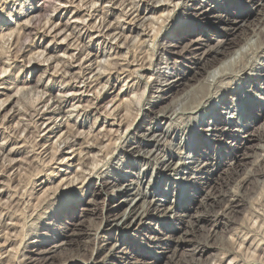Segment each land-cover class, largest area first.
<instances>
[{"label": "rangeland", "instance_id": "1", "mask_svg": "<svg viewBox=\"0 0 264 264\" xmlns=\"http://www.w3.org/2000/svg\"><path fill=\"white\" fill-rule=\"evenodd\" d=\"M32 1L33 0H0V34H1L0 35L1 36L0 37V47H1L0 48V50H1L0 51L1 52V54H0V102H2V100L4 102H5V100L8 101L7 104H5L3 107L0 108V151L4 152V156H2V154H0V169L2 168L0 170V172H1V174H0V215H1L0 216L1 217L0 218V236L2 237V238L0 237V264H23V263L27 262L28 260H30V259H28L30 256H32L33 254H36V252L38 251V248L40 247L39 246L40 243H42V244L46 243L47 240L55 241L54 239L57 236L61 235L62 231L60 232V228H61L60 226H62V225L67 226L71 229H74V231H75L76 227L72 226V224H70V223H72V218L77 219L78 215H83L82 212H84L83 210L87 207L86 202L88 201V197L85 198V196H86V194H88L89 189L95 191V193H97V191L99 192V195L97 196L98 197L97 198L98 203L96 206L97 211L95 213L96 215L93 217L91 214H86L87 217H84V218L81 217L82 218V219H80L81 222H82V220L85 222L82 223L84 226L80 227V228H82V231L85 233L89 232V231H87L89 229V227L95 228V229H97V228L100 229V227H102V229H103V230L101 229V233L99 235L100 237H102L101 240L98 239L99 241L98 240L96 241L93 237H90V240L93 239V241L91 240L90 243H88V253L87 254H90L89 259L92 258L91 262H93L94 264H117V259H113V258H110L109 260H107L108 262L103 261V258H105L103 255H104V253L106 255V253H108V250L111 249V248H109V246L112 247L111 246L112 244L113 245L116 244V239H120V238L125 239L126 245H123L119 248V250L122 249L121 251H123V254H117V255H118V257L124 258V260H123L124 263H127V264H149L151 262L152 257L155 256L154 253L156 251H158V249L154 248V246L152 245L153 239L157 236L158 237L160 236L159 238H162V239H166V237H171V236L173 237V235L175 237H178L180 234L179 232H181V225L179 224V222L177 221V218H175V217H176V215H178V214L180 215L183 212H184V215L185 214H191V215L195 214V216H197V214L199 213L201 215L203 214L204 216H208V217L210 216V220H212L216 223L209 222L207 224H201V226H199V227L192 228L193 230L190 229L191 231L189 230L190 232H189V235L187 236V239L190 241V245L189 246L184 245L182 248H180V250L176 253V256H174V258L172 259L173 261H171L170 259H167V260H163L157 264H212V263L213 264H264V212H263V210H264V184H263L264 183V160H263L264 159V156H263L264 151L262 152L261 149H259V147L264 146V141L260 142L255 137L253 142H249V143L246 142V140L250 137V134L253 133V134L257 135L258 133L261 132V130L264 126V112H262V109H260V107L257 108L255 106V104L261 105L264 103V100L261 101L255 97V95L258 94L262 99H264V91L259 90L260 87H263L264 85L263 86L258 85V86H252V87L248 86L246 88L245 92L242 93V95L248 96L250 98V100H242L240 103H238V108H235V106L237 104V103H235V100L237 97L235 95L234 96L232 95V97L230 98V101L228 103V107L233 106V110L230 111L231 115L229 114V115L225 116L224 114H221L224 111H226L227 109L225 108L226 110H224L222 108H220V109L218 108L217 117L218 118H220V117L224 118V120H226V122L229 123V124H225V125H220L221 128L225 126L228 129H232V130L239 129L240 130V127H238V126H241V125L246 123V124H249V127L246 129V131H245V129H242L241 133L234 131V132H231L229 136H221L219 138L208 137L207 134H204L202 137V140H200V141H202L201 150L204 151V153H202L204 156L200 155V157L196 158V160H189L190 163H193L192 165H190L192 170H189V172L187 174V176H188L187 181L184 185L187 187V185H189L191 183L193 184L195 182L194 177H197L196 169H198V167L202 163H208L210 166H206L204 173L206 170H211L214 168L215 180L217 182H215L216 184L213 183L211 187H210V183L205 184L206 187H205V185H203V187H205L206 191H208V189H209L208 187H210L209 191L212 189H213V191H216V189L217 190L218 189H225V191H226L227 188L230 186L228 188V190L232 189V191H235V193L234 192L232 193V191H231V196H233L232 199L238 197V204H239L237 206L238 207L237 209H234V211H230L231 213L233 212V214L229 213L228 209L225 208V207L228 208V205H229L228 202L225 204H220V205L219 204L218 205L212 204V206L209 205L212 209L208 206L204 207L206 209V211L204 210V208L195 209L196 207L194 205H192L191 202H188L187 204L184 203V205H185L184 209L180 208L178 210H174L172 213H169L164 218L163 217H161V218H157V217L155 218L154 217V218L145 220L144 223H147V224L144 225V227H146L147 230L141 229V230L136 231L137 229L134 228L133 230L127 231L124 234L121 231H116V229L111 230V228H109L107 226V223L105 221L104 222L102 221L105 217L108 216L109 209L112 208L109 205L111 203H114L113 205L120 204L122 201L123 195H118V194L113 195L114 193L112 191L115 190L117 187L121 186V184L122 185L123 184H130L131 181H133V180L136 182L137 178L135 177V175H137L140 172L139 171L140 169L145 167L146 168V170H145L146 175H145L144 179L142 180L143 181L142 190L145 192L147 190L146 188L149 184V181L151 180L152 173L155 170V168H154L155 164L151 165L150 167L148 165L145 166V161L142 162L141 158L134 157L131 155H126L125 154V146H123L125 139L117 140V142L115 141L116 144L114 143V145L112 144L111 146L108 147L110 150H107L106 151L107 153L104 150L106 148H104V149L102 148L103 150H101L100 152H98L96 150L97 152L96 151L94 152V154H93L94 157L92 155L91 160H92V163H94L93 159H95V160L98 159L97 160L98 162L96 161L94 163V166H93V164H91V161H90V163L88 165L89 166L88 168H90L91 166H92L91 168L94 167V169L92 170L93 173L96 172L97 174H99V173L105 172V173H109L111 176H113L114 179H117V182L119 183L117 187L108 189L107 191L103 190L104 194H100L102 189H100L98 186L96 187V184L92 183V184H90V186H87L89 184V182H87L85 185H82V184H80V183H82L81 182L82 180L80 179V182L74 183L71 186L66 187V188L64 187L63 189L58 190V192L55 188H54L55 190L52 189V191H55L57 193V194L55 193V195H54V193L53 194L51 193L52 191H49L50 193L49 192L45 193L44 192L45 190L43 191V193L46 195V197H45V195H43L42 192L37 193L38 190H40V188H39L37 191H35L38 188L37 185H40L41 182L45 179V177L47 175H49L53 171H54L53 173L56 175L60 169H63L64 171H66V170H68V168L62 167V165L60 164V161L58 163L56 162V161H58V155L59 154L57 153L58 151H56V147H55V146H57V144H55V145L53 144L54 142H56V139H57L56 137L54 138L55 135H52V136L48 135V137L49 136L52 137L51 138L52 141L48 140V142H47L46 140L48 138L45 136V134L40 133L39 125L41 123L38 124L37 119H34V117L31 118L32 115L35 114V111L37 110L36 107L38 106V104L40 102V100H38V99L45 98L46 96H44L42 91H39L41 89L30 88V89L26 90L28 87H31V86L33 87L35 82L38 80L39 76L42 75L44 70H45L44 64L43 63L40 64L38 61L41 58H43V59L46 58V56H48V57L52 56L53 59L51 58L50 61H56L57 62L60 59L59 61L61 63L58 61L57 63L55 62L52 65L53 69L56 68V65L58 68L55 72H53L55 69L54 70L52 69V71H50L46 74L43 86L46 85L45 87H49V88L53 87L52 89H54V90H52L51 93L54 96L57 95L58 90L61 87L60 86L61 83L59 84V81L65 80V79H62V78H59L58 76H56V72L58 71V69H60L59 64H61V66L67 65V63L70 61V58H71L68 55H70V56L71 55H77L80 52V50H81V55H83L82 59L87 54H89V53L92 54V57H93L92 65H94V66H92V68L90 70L87 68L89 66V63L83 62L84 64H83L82 68L80 67L81 69L75 68L71 72V74L67 75L68 77L67 76L65 77V78H67V83H76L79 86V85H81L80 84L81 80L83 81V80L89 79L88 80L89 82L94 81L97 70L105 72L106 74L101 73L103 76L102 83L100 84L101 86L98 85L99 87L96 86L95 87L96 90L95 89L93 90L94 93H96L95 95H99L102 92L100 94V95H102V99H101V102H103L102 105L108 104V101H110V99H112V97L116 95V93H114V91L117 89L119 90L120 88L121 89L124 88V91L129 92L130 90L127 89L128 86L130 85L129 87H131L132 84H134V83L136 84L137 81L134 80V78L135 77L137 78V76H138L137 73H139V75L143 74L141 72L142 71L141 69H143V67H146V68H148V66L150 67L151 70H149V72L147 73L148 74L147 76H149V77L153 76L152 81L154 79H155L154 81H156V79L159 77L158 74L156 75V73H158V72H160V74L164 73V76L162 75L163 76L162 80L164 82L162 80H158L159 82H157L156 86L160 87V86H164L166 84L168 85V84L172 83L174 80H176L179 75L184 74V66H183L184 65V56L186 57V55H188L187 53H185V55H184V48L187 44H189V42L192 39L195 40L196 38L197 39L200 38L210 45L215 44V41H217V40H223L222 31H221V29L224 28L223 25L216 22L217 20L213 17L208 19V21H206V20L202 21V22L195 21L197 19L196 15L199 12H201L205 9H209V8L215 9V7L220 6L219 8H217L219 11L213 13L210 16H223V17H225L226 13L224 12V7L226 5H230L229 10L232 13L231 15H232V19H233V18L237 17V15H239L243 10L246 11V12L243 11V13L251 12L254 9L253 6H254L255 2L252 3L251 0H201L202 1L201 4H203V5H200L198 7V11H196V9L194 10L193 8H192V10L188 11L185 9V7L183 5L184 0H175V2L172 3L171 7L168 9L169 11L172 10L171 25H170V26H172L171 29H170V26H168L167 28H164L162 30V32L159 31L161 28L159 23H161L162 20L160 22L156 20L153 22L154 24L151 22H147L145 25L146 28L149 27V28H147V33L148 34L150 33L149 36H144V35L140 36L137 32L130 33L129 31H127L126 34H124V36L122 37V40L113 41V40H111L112 39L111 37H109V38L108 37H103V38L97 37V31L101 28V26L103 27V25H106L109 22L108 25H110L112 23L111 25L113 27H115V24H116V27L117 26L118 27L119 26L120 27L121 26L127 27L128 26L127 25V17H125V14L129 13L130 8H131L128 5L132 1H133L132 3H134L136 1L137 5L140 4L141 8L146 7L147 4H145L143 2L140 3L139 2L140 0H132V1L130 0V3L129 2H123V3H121L122 7L119 4V6L116 5L118 8L115 6V7H113L114 8L113 9V8H111V5H109L110 0L109 1L108 0H69V1H67V0H52V1L46 0V2H44V4H43L45 11L42 10L41 13H39V12H34V10H31L33 3H34ZM69 2H71V3H69ZM90 3L92 6L90 5ZM166 3H168V2H166ZM176 3H179V5L175 6ZM62 4L65 5V7ZM150 4H152V2ZM91 7H93V8H91ZM168 10L166 12H168ZM103 12H104V14H103ZM105 12L108 15H106ZM32 16H34V19H32L31 23H30L31 29H27L26 24L28 22H30L29 20L32 18ZM86 17H87V19H86ZM50 18H52V19H50ZM116 18L118 19V21L116 20ZM78 19L82 21V25H81V22H77V24L75 23V21H77ZM50 20L52 23L56 22L58 24H59V22L60 23L61 22L66 23V21L68 20L67 21V22H69L68 24H71V25H69V27L67 29H65L67 31V33L63 32L62 37L65 38L67 36H71V38L68 37L69 40L67 39L66 42L62 41L63 39L61 36L58 37L57 39L53 40L52 38H54L53 37L54 34L48 33V30L51 31L50 29H52V26H54V25H52ZM52 20H54V21H52ZM46 21H47V23H46ZM129 21L130 20H128V22ZM156 22H157V24H156ZM257 22H258V24H257ZM56 23H55V25H56ZM63 23H61V24H63ZM149 23H151V25ZM261 23L264 24V9H262L259 12V14H257L253 18H251L250 21L246 22L244 25L242 24L243 26L241 28H239L238 31L235 32V36H231L228 38L229 40L226 43V48L233 51V50L239 49V47H241L243 45H246V47H247L249 43L250 44L255 43V40H257V38H253V36H254L253 31L257 30V28L262 25ZM32 24H33V26H32ZM98 26L100 28H98V30H97L96 27H98ZM151 26L152 27L156 26V28H155L156 31L154 30V27L152 28ZM45 27L47 29H44ZM213 27H214V29H212ZM54 29H52V30L54 31ZM95 29H96V31H95ZM157 29H158V31H157ZM44 30H45V32H44ZM92 30H94V31L92 32ZM185 30H188L186 35L190 36L189 37L190 40L184 39ZM71 31H72V33L74 32L75 34L74 33L72 34ZM159 32H160V34H159ZM64 33L67 35L65 36ZM115 33L118 34L117 32H115ZM154 33L156 35H154ZM43 34L44 35L48 34V36L46 38L45 37L43 38ZM68 34H71V35H68ZM111 34L114 36L116 35L114 33H111ZM78 35H80V36H78ZM88 35H89V37H88ZM22 36H23V38H22ZM73 36L78 40L77 43H76V39H75V41L73 40L74 42L72 41ZM135 36L137 37L138 40L135 39L136 38ZM126 37H128V38H126ZM249 37L252 38L253 41L250 40V42H249V40H247ZM133 38L135 41L133 40ZM60 40L62 41V43ZM144 40L145 41L147 40L146 41L147 43ZM246 40L248 41V43H246ZM50 41H52V43ZM68 41H69V43H68ZM121 41H123L124 43L126 41V44L127 45L129 44V45L126 46V44H125L126 48L124 50H122V52H120V54L119 53L117 54L118 51H116V53H114V51H115L114 49L117 46L121 45V43L123 44V42H121ZM127 41H128V43H127ZM140 41H142V43L144 45L142 43H140ZM72 42L74 43V46L77 45L75 48L73 45H71V44H73ZM133 42H134V45H136V46H133ZM243 43H245V44H243ZM49 44H51V45H49ZM116 44H118V45L116 46ZM237 44L240 46H236ZM227 45H228V47H227ZM65 46H66V48L73 46V48L72 49H66ZM127 47H128V49H127ZM75 49H78V51H77L78 53L76 52ZM36 51H38L39 53ZM40 51H42V53ZM82 51H83V53H82ZM126 51H128V53ZM170 51L176 52L177 55H173V52H170ZM147 52H148V54H147ZM30 53H32V54H30ZM13 55H16V56H13ZM106 56L109 58V60ZM115 56H116V58H115ZM111 57H113V59ZM124 57L127 59V61L123 60V59H125ZM33 58H34V60H33ZM149 58H151V59H149ZM167 58L169 61L167 60ZM31 60H33V61L30 64L29 62ZM132 61H134V63ZM117 62H119L120 64H118ZM137 62H138V64H137ZM110 63H111V65H110ZM128 63H129V65H128ZM96 64H98V65H96ZM106 64H108V65H106ZM126 64L128 65V67ZM85 65H86V67H85ZM124 65H126V66L124 67ZM120 66H121V68H124V72H125V75L122 76V80H119L116 78L117 77L116 72H118L119 69L121 70ZM220 66H221V64L219 62L216 64L215 68H218ZM95 68H97L96 72L94 71L92 73L91 71ZM104 69H106V70L104 71ZM84 70H85V72H84ZM127 70H129V72ZM100 71H99V73H100ZM134 72H136V73H134ZM109 74H110V76H109ZM128 75H130L129 76L130 78L127 77ZM201 75H204V74H201ZM201 75L197 76L196 78H192L187 83L186 86L180 87L179 88L180 90H178L179 92L177 93V91H176V94L174 93L172 95V98H174V99L179 98L180 95L183 94L182 93L183 91H185V90L189 91L192 88V86L193 87H195L196 85L198 86V84H199L198 82H200V80L203 79ZM87 76H90V77L88 78ZM114 76H115V78H114ZM53 79L55 82L53 81ZM1 80H4L5 84H2ZM24 81H27L31 85H25V88H24V85L21 84V82H24ZM62 81H60V82H62ZM106 82L108 84H106V86H103V85H105ZM145 82H147V79L146 80L144 79V84H145ZM234 83H235V81H234ZM57 85H59V86H57ZM137 86H140V85H137ZM104 87H106V88L104 89ZM187 87H189V88H187ZM22 88H24V89H22ZM187 89H189V90H187ZM101 90H103V91H101ZM157 90L158 89H155L153 92H151L149 94H148V92H146L145 96H143L141 94L142 93L141 91L140 92L134 91V95H133V91L128 94V98L132 97V98H129L130 102H131V106L129 107L128 114L130 116H132V115L135 116V113H136V116H138L137 121L134 125L135 128L133 127L130 131L131 134H137L138 133V132H136V126L142 125L143 127H145L147 125V124L146 125L144 124V120L142 119L143 118L142 112L145 110L146 111L151 110L153 108V106L155 105V103L157 101L154 97L160 96V93L157 92ZM21 91L23 93H21ZM137 92H138V94H137ZM35 93H38V94H35ZM42 94H43V96H42ZM152 94H154V95H152ZM21 95H23L22 96L23 98L21 97ZM142 96H143V98H141ZM139 99L141 101H139ZM169 99H171V98H169ZM15 102L17 105H15ZM73 102H72V104H76L77 100H75ZM85 102H83L82 104L86 105V106H88L89 104L91 105L90 101L88 102L86 100ZM167 103L165 104L167 107L171 106L172 99L168 100ZM21 105H22V107H21ZM30 105H33V106H30ZM219 105L220 104H218V107H219ZM69 108H68L69 111H71V110L75 111L76 110L75 107H73V109L71 107H69ZM11 109H12L11 115H13V117H12V119L6 118L7 119L6 120L5 117H7V115L10 113L9 111H11ZM140 110H142V111L138 113V111H140ZM205 111H206V109H202L201 114H199V115L203 116ZM14 113H16V115ZM92 113H94V112H92ZM92 113L90 116H88L89 120H87L86 118H83V117L77 118V115H78L77 112L69 113L70 115L67 114L65 117L68 118L67 117L68 115H69V117H71L70 122H69L71 125H69V123H68V126L74 127L75 123L77 125V122L79 124L83 123L85 128L82 130H84V132H85L84 133L85 137H87V135H88L87 132H91V131H92L91 132L92 135L95 134V135L103 136L105 134L104 128H106V126H108L109 121L104 119V117H101L99 122H98V125L94 129V128H92V126L94 124V118H96L97 116L95 113L94 114H92ZM3 116H5V117H3ZM14 116L15 117L17 116V117L14 118ZM18 117H19V119H18ZM27 117H29V118H27ZM65 117L63 118L62 122H60L61 119H59L57 121L58 125L60 123H63V122H64L63 125H65L68 122ZM232 117H234V121H233ZM2 118H4L5 120ZM24 118H25V120H24ZM31 119H32V121H30ZM82 119H83V122H82ZM209 120L212 121L213 119H210V117L206 118V121H209ZM110 122H113V121L110 120ZM129 122L130 121H128V123ZM150 122H152V120L149 119L148 124ZM168 122H170V121H168ZM49 123H51V122H49ZM24 124L26 126L28 125L26 127L27 132L24 131V129H25ZM17 126L18 127L20 126V127L18 128ZM37 126H38V128H36ZM126 126L127 125L123 126L121 128L122 130H120V135H122L124 137H127V135H125V132L127 129ZM162 126L164 128L166 127V125H164V124H162ZM29 127H31V128H29ZM100 127L103 129L104 132L100 131V130H102ZM66 128L67 127L63 126V128H62L63 130L61 133H63V132L66 133V130H65ZM71 128H70V130L74 129V128H72V129ZM123 128H124V130H123ZM18 129H19V131H18ZM37 129H38V131H37ZM106 129H109V127ZM20 130H21V132H20ZM114 130H116V129H114ZM22 131H23V133H22ZM28 131H30V132H28ZM190 131H191V129H190ZM15 132H17V133H15ZM38 132H39V134H38ZM19 133H21V134H19ZM34 133L37 135H35ZM12 134L17 138H15ZM41 134H43V135H41ZM20 135H21V137L22 136L23 137L21 138ZM114 135L116 136L117 133H114ZM114 135H108V136H110L111 138H114ZM139 135H140V133H139ZM188 135H190V133L178 136L177 138L173 139V141H174V143L178 144L182 141V137L186 138ZM34 136H35V138H34ZM39 136H41V137H39ZM58 136H59V134H58ZM236 136H240L242 138H236ZM23 139H24V141H23ZM35 139H37V140H35ZM207 140H210L211 145L207 146V148H205V142ZM20 144H21V146H20ZM121 145H122V147H121ZM113 146H115V147H113ZM57 148H58V146H57ZM3 149H4V151H3ZM11 149L16 150V151L13 150L14 153L16 152L15 155H14V153H12V155H9V151ZM45 149H46V151H45ZM50 150L52 151V154H51ZM53 150H55V151H53ZM214 150H216V151H214ZM109 151H111L110 152V154L112 153L111 155L109 154ZM185 153H186V151L184 152V154ZM207 153L212 156V158H210L209 160L207 159L208 158L207 156L205 157V154L207 155ZM99 154H100V156H98ZM105 154H106V156H105ZM220 155L223 156L222 160H224V162L226 164L221 160L218 161V156H220ZM236 155H238V157H239L238 161H235V159H233L234 158L233 156H236ZM260 155H262V156H260ZM95 156H96V158H95ZM3 158H5V160ZM26 158H27V160H26ZM35 158H36V160H35ZM100 158H103L104 160L102 159V161H101ZM52 159L54 161L53 164L51 163ZM30 160H31V162H30ZM13 161H14V163H12ZM49 161H50V163H49ZM100 161H101V164L99 163ZM129 161H135L136 164H134L133 166H131V168H129L128 167ZM208 161H210L211 163ZM137 162H139V163H137ZM220 162H223V163L221 164ZM1 164H3V165H1ZM45 164H46V166H45ZM214 165H216V166H214ZM222 167H223V169H222ZM252 167H254V168H252ZM82 168L83 167H80L78 163H75L69 170V173H71L73 175L72 176L71 174H69L70 175L69 179L71 177L72 178L74 177L73 179H71V181H72L74 179H77L76 177H80L79 172H81L80 169H82ZM95 168L97 170H95ZM244 169H246V170H244ZM75 170H80V171L77 173ZM249 170H250V173H249ZM258 170H259V172H258V176H257L256 174H257ZM123 171L124 172L128 171L132 174H128V175L126 174L125 175V174H123ZM92 172H91V174H93ZM244 173H247V174H244ZM75 174H76V177H75ZM77 175H79V176H77ZM8 176H10V177H8ZM142 176H144V172H142ZM124 177H125V180H123L122 182H119ZM174 177H176V176H174ZM254 177H256V178H254ZM233 178H235V182H234ZM237 178H238V180H237ZM242 178H244L243 179L244 181L241 180ZM227 179L229 181H227ZM245 179L247 180V183H244V182H246ZM59 181H60V179L57 180V178H56V180H54L53 185L57 186ZM237 181H239V182H237ZM227 182L229 184L234 183V185L233 184L232 185L227 184V186H226L225 183H227ZM156 184H157L159 190L162 191V195H167V196H165L167 198L164 197L163 199H165V200L168 199L170 201H174L177 199L176 195H175L176 194L175 188L168 186L165 183H162L161 179L158 176H154L152 186H154ZM164 186L167 188H165ZM242 186H244V188ZM238 188H240V189H238ZM84 189H85V191H84ZM134 189L137 190V186H135ZM237 194L238 195L240 194L241 196L240 195L238 196ZM12 195H13V198H12ZM22 195H24L25 197ZM48 195H51V196H48ZM20 196H22V197H20ZM42 196H44V197H42ZM188 196H190V198L193 197L192 199H195L194 197H196V196L199 197L198 195H196V192L193 190L188 192ZM28 197H30V198H28ZM129 197L130 196H127L126 199H129ZM11 198H12V200H11ZM37 198H39V199H37ZM41 199L43 200L44 203L42 202ZM131 199H133V197H131L129 200H131ZM151 199L153 200V198H150L149 201H151ZM196 199H198V198H196ZM17 200H19V201H17ZM242 200H243V202H242ZM17 202H19L21 204H19ZM23 202H25V203H23ZM41 202L43 203V205ZM184 202H186V201L184 200ZM245 202H246V204H245ZM26 203H27V206H26ZM39 203H41V206ZM73 203L76 205L73 206L74 205ZM242 203H244V204H242ZM23 204H25V206ZM34 204L35 205L37 204V205L35 206ZM38 204H39V209H37ZM28 205H30V206H28ZM31 205L33 206V208H36V209L33 210ZM221 205H224V206L222 207ZM249 205H250V207H249ZM23 206L28 211L26 209H24ZM128 206H129V204L122 207L119 213L122 214L121 212H124L128 208ZM219 206H221V207H219ZM3 207H5V208H3ZM9 207L12 209H10ZM224 208L226 209L224 211L225 214H222V213L220 214V212H223ZM8 209H9V211H8ZM216 209H217V211L213 212V210H216ZM218 209H220L219 214H217ZM59 210L64 211V215L61 218L58 217L59 215H57L58 214L57 212ZM235 212H238V213L236 214ZM208 213H211V214L209 215ZM227 213H228L229 217L231 216L230 218H228ZM54 214H56V217ZM59 214H61V212H59ZM115 214H117V212H115V213L113 212L112 215H115ZM216 215L219 216L218 220L213 219L214 216H216ZM43 216H46L47 218L43 219ZM103 216H104V218H103ZM9 217H11V219H9ZM88 218H91L92 221H91V219H88ZM111 218L113 219L114 217H111ZM231 218H232V220H231ZM9 220L10 221L13 220L11 222L12 224L9 223L10 222ZM130 221H132V220H129L128 223H130ZM13 222L16 223L15 224L16 226L14 225ZM3 223H4V225H3ZM218 223H220V226H218L219 225ZM13 225H14V227H13ZM214 225H216V227ZM87 226H88V228H86ZM235 227H236V229H235ZM7 228H10V229H7ZM84 229H86V231ZM19 230H20V232H19ZM103 231H106V232H103ZM175 231H176V233H175ZM115 232H116V234H115ZM18 233H21V234H18ZM169 233H170V235H168ZM83 237L85 239H87V235H83ZM104 237L106 239L110 240L111 245H108V247H106V251L104 249H102V252L97 254L96 248L98 246L101 247L100 245H102L101 248L105 247V243H103ZM8 238H9V240H7ZM14 239H15V241H14ZM233 239H234V241H233ZM16 240H18V241H16ZM5 242H6V244H5ZM252 242H254V243H252ZM7 244H10V245H7ZM191 246H193V247H191ZM210 246L213 247V251H210V253L204 254L203 250H206V248L210 247ZM11 248H12V250H10ZM15 248H17V249H15ZM126 248H127V250H126ZM193 248L198 249V251L200 253H198L196 255L193 254V251H192ZM74 251H75V253H74ZM163 251H165V250H163ZM1 252H2V254H1ZM76 252H77L76 246H72V249L69 248V246H64L63 248L57 249V250L53 251L54 254L51 253L52 256H50L51 260L49 261V264L50 263L51 264H72L69 262L68 257L71 258V256L73 254H76ZM91 252H95V254L93 255V253H92V255H91ZM10 253L12 255H10ZM170 254L172 255L173 253L172 252L168 253L169 256H170ZM10 256H12V257H10ZM192 256H193V258H192ZM4 259H6V260H4ZM23 259H24V262H23ZM198 259L200 260V262ZM220 260H222V261H220ZM21 261H22V263H21ZM30 262L31 261H28L26 264H42V262L40 260H36V262L35 261H32L31 263Z\"/></svg>", "mask_w": 264, "mask_h": 264}, {"label": "bare ground", "instance_id": "2", "mask_svg": "<svg viewBox=\"0 0 264 264\" xmlns=\"http://www.w3.org/2000/svg\"><path fill=\"white\" fill-rule=\"evenodd\" d=\"M52 1V0H51ZM69 1V0H67ZM66 1V2H67ZM109 1V0H108ZM107 1V2H108ZM132 1V0H131ZM149 1V2H148ZM252 3H254L253 6V10L251 12L248 13H243V11L237 15V17L232 19V13L230 12V5H226L224 7V12L226 13V16H210L215 12H218L219 10L215 7V9H205L201 12H199L196 17L197 19L195 21L197 22H202V21H208V19H210L211 17L215 18L219 24H222L224 28L221 29L222 31V37L223 40H217L215 41V44H208L205 41H203L200 38H196L195 40L192 39L189 44H187L184 48V55L185 53H187L188 55H186V57L184 56V74L179 75L177 77L176 80H174L172 83L170 84H166L164 86H156L157 82H159L158 80H162L164 73L160 74V72L156 73V75L158 74V78L156 79V81H152V77L147 76L150 67L148 66V68L143 67V69H141L143 74H138L137 78L135 77L134 80H136V84H132L131 87L128 86V91H124V88H120L119 90H115L114 93H116L115 96L112 97V99H110V101H108L107 105H102L103 102H101L102 99V95H95L96 93H94V89L95 87H99L101 86L100 84L102 83V79L103 76L102 74H104L105 72H102L97 70V68L93 69L91 72L93 73L94 71L96 72L95 75V79L94 81H88V80H81L80 84L82 85H77L76 83H67V78H65L68 74H71V72L75 69V68H82L83 66V62H87L89 63V66L87 67L88 69L91 70L92 66V54L89 53L87 54L83 59L81 55V50L78 53V49H75L76 52L78 53L77 55H68L70 58V61L67 63V65L61 66L60 65V69H58V71L56 72V76H58L59 78L65 79V80H60L62 82L59 81L60 84V88L58 90V94L57 95H53L51 92L53 87L49 88V87H45L44 85V79L45 76L48 72L52 71L53 67L52 65L56 62V61H50L52 56L48 57L46 56V58H39L40 60L38 61L40 64L43 63L45 66V70L43 72L42 75L39 76L38 80L35 82V84L33 85V87H28L26 90L30 89V88H35V89H41L39 91H42V93L44 94V96H46L45 98L42 99H38L40 100L38 106L36 107V111L35 114L32 115L31 118L34 117V119H37L38 124L41 123L39 125L40 127V133H44L45 136L48 138L46 141L48 142V140L52 141V135H55L54 138L56 137V142H54L53 144H57L56 147V151H58L57 153L58 155V161H56L57 163L60 161V164L62 165V167H67L68 170L64 171L63 169H60L59 172L55 175L53 172L50 173L49 175H47L45 177V179L41 182L40 185H37V189L35 191H37L39 188L40 190H38L37 193L42 192L43 191L45 193H48L49 191L53 190H60L63 189L64 187H69L74 183L80 182V179L82 180L80 184L85 185L87 182H89V184L87 186H90V184L94 183L96 184V187L98 186L101 190L100 194H104V191H107L108 189L111 188H115L118 186V182L117 179H114L113 176H111L109 173H99L97 174L96 172L93 173L92 170L93 168H88L89 163L91 161V164H93L98 160H94V163H92V158L91 156L94 154V152L97 150L98 152H100L101 150L104 149L105 152L107 150H110L108 147L111 146L112 144L114 145V143L116 144L117 140H122L125 139L124 141V145L125 146V154L126 155H131L134 157H138L141 158L142 162L145 161V166H151L153 164H155V170L152 173L151 176V180L149 181V184L147 186V190L144 192L142 190V184H143V179L146 175V168L143 167L142 169H140L139 173L137 175H135V177L137 178V181L135 182L133 179V181H131L130 184H121V186L117 187L115 190H111L115 195H123L122 197V201L120 204H115L111 203L109 206L112 207L111 209H109L108 211V216L104 218L103 216V222L105 221L107 223V226L109 228H111V230L116 229V231H121L123 232V234L127 231L133 230L134 228L138 230L144 229L147 230L146 227H144V225H146L147 223H144L145 220L151 219V218H161V217H166L169 213H172L174 210H178V209H184V203H188L191 202L192 205H194L196 208L195 209H199V208H204V207H210L212 206V204L215 205H220V204H225L228 202V208L225 207L226 209H228L229 213H231L230 211H234V209H237L238 207V197L237 198H233V196H231V190H227L225 191V189H216V191L210 190V187L212 186V184H216L215 182H217L215 180V171L214 168L211 170H206L204 173V170L206 168V166H210L208 163H202L198 169H196L197 172V177H194L195 182L192 184L187 185V187L184 185L187 181V174L189 172V170H192L191 166L193 163H190L189 160H196V158L200 157V155H203L202 153H204V151L201 150L202 147V137L204 134H207L208 137H212V138H219L221 136H229L231 132H238L241 133L242 129H246L249 127V124H243L240 127V130H232V129H228L227 127H220V125H225V124H229L228 122H226V120H224V118H218V108H222L226 111H224L221 114L226 115H231V110H233V106L232 107H228V103L230 101V98L232 97V95L236 96V100L235 103L236 106L235 108H238V103H240L242 100H250V98L248 96H243L242 93L245 92L246 88L248 86H258L264 85V24L261 23V26H257V30L253 31V38H257V40H255V43L253 44H248V46L246 47V45H243L241 47H239V49L236 50H229L228 48H226V43L228 42V38L231 36H235V32L238 31L239 28H241L246 22L250 21L251 18H253L254 16H256L257 14H259V12L264 9V0H251ZM33 6L31 8V10H34V12H39L41 13L42 10H44V2H46V0H33ZM74 2V1H73ZM93 2V1H92ZM123 2H129L130 0H110V4L111 8L115 7L116 5L119 6V4L121 5V3ZM133 2V1H132ZM130 3L128 6H130V11L129 13L125 14V17H127V27H123V26H117L115 24V27H113L111 24H106L103 25V27L101 26V28L98 26L96 27L97 30L98 28H100L97 31V37L98 38H103V37H111L113 41L115 40H122V37L124 36V34H126L127 31H129L130 33H135L137 32L140 36L144 35V36H149V34L147 33V27L146 28V23L147 22H151L153 23L154 21H161V23H159L160 25V30L162 32V30L164 28H167L168 26L171 25V13L172 10L169 11L168 9L171 7V4L175 2V0H140V3H145L147 4L146 7L141 8L140 4H136V1L134 3ZM152 2V4H150ZM168 2V3H166ZM182 2V1H181ZM184 7L186 10H192V8L196 11H198V7L201 4V0H184ZM71 3V2H69ZM97 3V2H96ZM95 3V4H96ZM29 4V3H28ZM75 4V3H74ZM94 4V3H93ZM126 4V3H125ZM124 4V5H125ZM182 4V3H181ZM55 5V4H54ZM63 5V4H62ZM69 5V4H68ZM91 5V3H90ZM106 5V4H105ZM179 3H176L175 6H178ZM253 5V4H252ZM65 7V5H63ZM92 6V5H91ZM94 6V5H93ZM116 6V7H117ZM144 6V5H143ZM173 6V5H172ZM24 7V6H23ZM86 7V6H85ZM122 7V5H121ZM81 8V7H80ZM93 8V7H91ZM110 8V9H111ZM118 8V7H117ZM129 8V7H128ZM114 9V8H113ZM56 10V9H55ZM75 10V9H74ZM88 10V9H87ZM168 10V12H166ZM176 10V9H175ZM21 11V10H20ZM45 11V10H44ZM57 11V10H56ZM108 11V10H107ZM75 12V11H74ZM246 12V11H244ZM43 13V12H42ZM109 13V12H108ZM37 14V13H36ZM48 14V13H47ZM83 14V13H82ZM96 14V13H95ZM102 14V13H101ZM104 14V12H103ZM106 14V12H105ZM31 15V14H30ZM29 15V16H30ZM108 15V14H106ZM89 16V15H88ZM100 16V15H99ZM102 16V15H101ZM51 17V16H50ZM85 17V16H84ZM103 17V16H102ZM124 17V16H123ZM31 18V17H30ZM74 18V17H73ZM80 18V17H79ZM120 18V17H119ZM34 19V16H32V18L29 20L30 22H28L26 24L27 29H31L30 23L31 20ZM52 19V18H50ZM87 19V17H86ZM89 19V18H88ZM79 20V19H78ZM75 21V23L77 24V22H81L82 25V21ZM116 20L118 21V19L116 18ZM128 20H130L128 22ZM28 21V20H27ZM26 21V22H27ZM48 21V20H47ZM46 21V23H47ZM54 21V20H52ZM68 21V20H67ZM63 23L61 24L59 22L53 24L50 20V22L52 23V29H54V31L52 29H50L51 31L48 30L49 34H54V39H57L58 37H62L63 32L67 31L65 29H67L69 27L68 24L69 22ZM71 21V20H70ZM84 21V20H83ZM86 21V20H85ZM120 21V20H119ZM261 21V20H260ZM49 22V23H50ZM104 22V21H103ZM112 22V21H111ZM114 22V21H113ZM126 22V21H125ZM84 23V22H83ZM91 23V22H90ZM100 23V22H99ZM105 23V22H104ZM118 23V22H117ZM151 23H149L151 25ZM97 24V23H96ZM103 24V23H102ZM148 24V25H149ZM154 24V23H153ZM157 24V22H156ZM243 24V25H242ZM258 24V22H257ZM47 25V24H46ZM50 25V24H49ZM124 25V24H123ZM217 25V24H216ZM33 26V24H32ZM56 26V27H55ZM76 26V25H75ZM79 26V25H78ZM91 26V25H90ZM22 27V26H21ZM152 27V26H151ZM154 30L156 28V26H153ZM152 27V28H153ZM175 27V26H174ZM172 28V26H170V29ZM177 28V27H176ZM44 29H47L46 27ZM71 29V28H70ZM90 29V28H89ZM92 29V28H91ZM186 29V28H185ZM214 29V27L212 28ZM83 30V29H82ZM85 30V29H84ZM88 30V29H87ZM152 30V29H151ZM153 30V31H154ZM22 31V30H21ZM94 30H92L93 32ZM96 31V29H95ZM152 31V32H153ZM156 31V30H155ZM158 31V29H157ZM188 30H185L184 33V39L188 40L190 36L186 35ZM45 32V30H44ZM47 32V31H46ZM115 32H117L118 34H116ZM26 33V32H25ZM72 33V31H71ZM74 33V32H73ZM72 33V34H73ZM111 33L116 34L115 36L112 35ZM156 33V32H155ZM154 33V35H156ZM3 34V33H2ZM65 34V33H64ZM75 34V33H74ZM86 34V33H85ZM95 34V33H94ZM152 34V33H151ZM160 34V32H159ZM1 35V34H0ZM67 34H65L66 36ZM71 35V34H68ZM92 35V34H91ZM153 35V34H152ZM3 36V35H2ZM7 36V35H6ZM48 34L44 35L43 34V38L47 37ZM50 36V35H49ZM75 36V35H74ZM73 36L72 41H75V37ZM80 36V35H78ZM250 36V35H249ZM1 37V36H0ZM4 37V36H3ZM71 38V36H67V37H62V41H65L69 38ZM77 37V36H76ZM89 37V35H88ZM91 37V36H90ZM93 37V36H92ZM136 37V36H135ZM134 37V38H135ZM153 37V36H152ZM23 38V36H22ZM80 38V37H79ZM94 38V37H93ZM107 38V39H108ZM125 38V37H124ZM128 38V37H126ZM133 38V40H134ZM140 38V37H139ZM3 39V38H2ZM137 39V37L135 38ZM145 39V38H144ZM153 39V38H152ZM126 40V39H125ZM132 40V41H133ZM138 40V39H137ZM136 40V41H137ZM190 40V39H189ZM245 40V39H244ZM247 40L253 41L252 38H248ZM246 40V43H248V41ZM17 41V40H16ZM21 41V40H20ZM56 41V40H55ZM61 41V40H60ZM59 41V42H60ZM61 41V43H62ZM73 41V42H74ZM77 39H76V43H77ZM80 41V40H79ZM101 41V40H100ZM131 41V42H132ZM135 41V40H134ZM145 41V40H144ZM147 41V40H146ZM145 41V42H146ZM167 41V40H166ZM18 42V41H17ZM52 43V41H50ZM72 42V43H73ZM112 42V41H111ZM123 42V41H121ZM130 42V43H131ZM149 42V41H148ZM69 43V41H68ZM79 43V42H78ZM115 43V42H114ZM128 43V41H127ZM137 43V42H136ZM140 43H142V41H140ZM139 43V44H140ZM147 43V42H146ZM145 43V44H146ZM19 44V43H18ZM67 44V43H66ZM65 44V45H66ZM71 44V43H70ZM80 44V43H79ZM123 42V44L121 43V45L117 46L118 44H116V48L114 49V53L117 52V54L120 52H122V50H124L126 48V46H128ZM143 44V43H142ZM245 44V43H243ZM29 45V44H28ZM51 45V44H49ZM74 46V43L71 44ZM141 45V44H140ZM144 45V44H143ZM163 45V44H162ZM10 46V45H9ZM68 46V45H67ZM70 46V45H69ZM72 47H67L65 46L66 49H72ZM77 45L74 46V48ZM88 46V45H87ZM98 46V45H97ZM133 46L134 42H133ZM151 46V45H150ZM236 46H240V45H236ZM161 47V46H160ZM228 47V45H227ZM1 48V47H0ZM10 48V47H9ZM17 48V47H16ZM19 48V47H18ZM82 48V47H81ZM131 48V47H130ZM12 49V48H11ZM10 49V50H11ZM29 49V48H28ZM128 49V47H127ZM132 49V48H131ZM137 49V48H136ZM140 49V48H139ZM83 50V49H82ZM138 50V49H137ZM142 50V49H141ZM151 50V49H150ZM153 50V49H152ZM1 51V50H0ZM84 51V50H83ZM82 51V53H83ZM144 51V50H143ZM166 51V50H165ZM8 52V51H7ZM38 52V51H36ZM42 53V51H40ZM128 53V51H126ZM153 52V51H152ZM173 52V51H170ZM231 52V53H230ZM15 53V52H14ZM21 53V52H20ZM39 53V52H38ZM110 53V52H109ZM126 53V54H127ZM141 53V52H140ZM144 53V52H143ZM142 53V54H143ZM1 54V52H0ZM32 54V53H30ZM35 54V53H34ZM44 54V53H43ZM131 54V53H130ZM141 54V55H142ZM148 54V52H147ZM153 54V53H152ZM25 55V54H24ZM80 55V56H79ZM97 55V54H96ZM146 55V54H145ZM173 55H177L176 52H173ZM3 56V55H2ZM6 56V55H5ZM16 56V55H13ZM44 56V55H43ZM108 56V55H107ZM106 56V57H107ZM127 56V55H126ZM136 56V55H135ZM150 56V55H149ZM4 57V56H3ZM20 57V56H19ZM42 57V56H41ZM66 57V56H65ZM114 57V56H113ZM113 57H111L113 59ZM148 57V56H147ZM26 58V57H25ZM29 58V57H28ZM58 58V57H57ZM63 58V57H62ZM108 58V57H107ZM116 58V56H115ZM118 58V57H117ZM125 58V57H124ZM135 58V57H134ZM139 58V57H138ZM146 58V57H145ZM153 58V57H152ZM7 59V58H6ZM30 59V58H29ZM53 59V58H52ZM126 59V58H125ZM124 61H127V59ZM148 59V58H147ZM151 59V58H149ZM166 59V58H165ZM224 59V60H223ZM259 59V60H258ZM20 60V59H19ZM34 60V58H33ZM31 60L29 63L31 64L32 61ZM57 60V59H56ZM60 60V59H59ZM58 60V61H59ZM109 60V58H108ZM111 60V59H110ZM115 60V59H114ZM113 60V61H114ZM117 60V59H116ZM119 60V59H118ZM153 60V59H152ZM168 60V58H167ZM223 60V61H222ZM29 61V60H28ZM27 61V62H28ZM57 61V62H58ZM66 61V60H65ZM100 61V60H99ZM137 61V60H136ZM148 61V60H147ZM169 61V60H168ZM11 62V61H10ZM56 62V63H57ZM60 62V61H59ZM102 62V61H101ZM107 62V61H106ZM105 62V63H106ZM121 62V61H120ZM134 63V61H132ZM143 62V61H142ZM146 62V61H145ZM221 64L220 67L215 68L216 64L219 63ZM222 62V63H221ZM61 63V62H60ZM104 63V64H105ZM118 64H120L119 62H117ZM136 63V62H135ZM149 63V62H148ZM42 64V65H43ZM47 64V65H46ZM65 64V63H64ZM99 64V63H98ZM96 64V65H98ZM138 64V62H137ZM141 64V63H140ZM150 64V63H149ZM41 65V66H42ZM88 65V64H87ZM100 65V64H99ZM108 65V64H106ZM111 65V63H110ZM114 65V64H113ZM127 65V64H126ZM124 65V67L126 66ZM129 65V63H128ZM127 65V67H128ZM131 65V64H130ZM168 65V64H167ZM3 66V65H2ZM25 66V65H24ZM55 66V65H54ZM102 66V65H101ZM104 66V65H103ZM122 66V65H121ZM120 66V68H121ZM86 67V65H85ZM105 67V66H104ZM126 67V68H127ZM130 67V66H129ZM57 65L56 68H54L53 72H55L57 70ZM80 68V69H81ZM106 68V67H105ZM137 68V67H136ZM212 68V69H211ZM101 69V68H100ZM108 69V68H107ZM128 69V68H127ZM160 69V68H159ZM106 69H104L105 71ZM120 70V69H119ZM118 72H116L117 75V79L122 80V76L125 75L124 72V68H121V70ZM129 72V70H127ZM85 72V70H84ZM138 72V71H137ZM75 73V72H74ZM102 73V74H101ZM136 73V72H134ZM133 73V74H134ZM53 74V73H52ZM81 74V73H80ZM106 74V73H105ZM204 74V75H201ZM163 75V76H162ZM201 75L202 76V80H200V82H198V86L196 85L195 87L192 86V88L189 91H183L180 95L179 98H172V95L175 93L176 91L177 93L179 92L178 90H180L179 88L182 86H186L187 83L192 79V78H196L197 76ZM55 76V75H54ZM110 76V74H109ZM130 75H128L127 77H129ZM132 76V75H131ZM49 77V76H48ZM52 77V76H51ZM68 77V76H67ZM88 78L90 76H87ZM112 78V77H111ZM115 78V76H114ZM144 79H147V82H145L144 84ZM57 80V79H56ZM75 80V79H74ZM118 80V81H119ZM198 80V79H197ZM232 80V81H231ZM54 81V79H53ZM76 81V80H75ZM163 81V80H162ZM235 81V83H234ZM2 84H5L4 80H1ZM55 82V81H54ZM104 82V81H103ZM109 82V81H108ZM126 82V81H125ZM161 82V81H160ZM164 82V81H163ZM233 82V83H232ZM169 83V82H168ZM22 85H31L29 84L27 81L21 82ZM20 84V85H21ZM56 84V83H55ZM108 84L107 82L105 83ZM125 84V83H124ZM144 84V85H143ZM160 84V83H159ZM99 85V86H98ZM140 85V86H137ZM195 85V84H194ZM59 86V85H57ZM126 86V85H125ZM27 87V86H26ZM122 87V86H121ZM264 87V86H263ZM260 87L259 90L264 91V88ZM19 88V87H18ZM22 88V89H24ZM103 88V87H102ZM101 88V89H102ZM106 87H104L105 89ZM189 88V87H187ZM32 89V90H33ZM155 89H158L157 92L160 93V96L158 97H154L157 101L155 103V105L153 106V108L151 110L148 111H143L142 115H143V120H144V124L146 125L145 127H143L142 125L136 126V132H138L137 134H131L130 131L131 129L134 127L138 116L132 115L130 116L128 114V110L129 107L131 106V102L129 98H128V94L131 93L133 91V95H134V91H138V92H142L141 94L143 96H145L146 92L151 93L153 92ZM256 89V88H255ZM96 90V89H95ZM98 90V89H97ZM31 91V90H30ZM103 91V90H101ZM20 92V91H19ZM32 92V91H31ZM96 92V91H95ZM137 92V94H138ZM185 92V93H184ZM21 93H23L21 91ZM20 93V94H21ZM26 93V92H25ZM136 93V92H135ZM241 93V94H240ZM38 94V93H35ZM42 94V96H43ZM98 94V93H97ZM140 94V93H139ZM156 94V93H155ZM6 95V94H5ZM25 95V94H24ZM41 95V94H40ZM91 95V96H90ZM95 95V96H94ZM136 95V94H135ZM154 95V94H152ZM23 95H21L22 97ZM37 96V95H36ZM35 96V97H36ZM138 96V95H137ZM143 96L141 98H143ZM175 96V95H174ZM177 96V95H176ZM12 97V96H11ZM10 97V98H11ZM41 97V96H40ZM109 97V96H108ZM127 97V98H126ZM140 97V96H139ZM178 97V96H177ZM255 97L259 100H264L262 99L258 94L255 95ZM19 98V97H18ZM23 98V97H22ZM38 98V97H37ZM137 98V97H136ZM172 99V103L171 106L167 107L165 104L167 103L169 99ZM8 99V98H7ZM21 99V98H20ZM153 99V98H152ZM5 100V99H4ZM77 100L76 104H72L73 101ZM90 101L91 105L89 104L88 106L83 105L82 103L85 101ZM234 100V99H233ZM19 101V100H18ZM17 101V102H18ZM133 101V100H132ZM137 101V100H136ZM139 101H141L139 99ZM7 100H5V102L2 100V102H0V108L3 107L5 104H7ZM134 102V101H133ZM132 102V103H133ZM253 102V101H252ZM19 103V102H18ZM74 103V102H73ZM86 103V102H85ZM141 103V102H140ZM24 104V103H23ZM36 104V103H35ZM87 104V103H86ZM134 104V103H133ZM138 104V103H137ZM168 104V103H167ZM218 104L219 107H218ZM260 104V103H259ZM15 105L16 102H15ZM20 105V104H19ZM77 105V106H76ZM140 105V104H139ZM162 105V106H161ZM28 106V105H27ZM33 106V105H30ZM136 106V105H135ZM255 106L257 108L260 107V109H262V112H264V103L261 105L255 104ZM22 107V105H21ZM71 107L73 109V107H75V111L71 110L69 111L68 108ZM133 107V106H132ZM35 108V107H34ZM139 108V107H138ZM226 108V109H225ZM27 109V108H26ZM70 109V108H69ZM136 109V108H135ZM202 109H206L205 113L203 116L199 115L201 114ZM24 110V109H23ZM29 110V109H28ZM236 110V109H235ZM20 111V110H19ZM34 111V110H33ZM68 111V112H67ZM142 110L138 111L141 112ZM10 113L7 115L6 118H11L13 117L12 114V109L11 111H9ZM27 112V111H26ZM73 112H77V118H86L88 119V116L91 115L92 112H94L96 114V118H94V124L92 126V128L95 129V127L98 125V122L100 120L101 117H104V119L108 120V126H106V128L109 127V129H105V134L103 136H99V135H92L91 132H87V137H85L84 135V129L85 126L83 123L79 124L77 122V125L75 123L74 127L72 126H68V123L70 122L71 117H69V113H73ZM28 113V112H27ZM92 113V114H94ZM234 113V112H233ZM16 115V113H14ZM19 114V113H18ZM17 114V115H18ZM22 114V113H21ZM69 114L66 118L65 116ZM131 114V113H130ZM138 115V114H137ZM236 115V114H235ZM30 116V115H29ZM95 116V115H94ZM234 116V115H233ZM17 117V116H16ZM14 116V118H16ZM67 119V123L65 125L64 122L60 123L58 125L57 121L59 119H61L60 122H62L63 118ZM210 117V119H213L212 121H206V118ZM235 117V116H234ZM234 117L233 121H234ZM29 118V117H27ZM4 119V118H2ZM4 119V120H5ZM19 119V117H18ZM131 119V120H130ZM152 120V122H150L148 124V120ZM226 119V118H225ZM3 120V121H4ZM7 120V119H6ZM21 120V119H20ZM25 120V118H24ZM110 120H112L113 122H110ZM130 121L128 123V121ZM142 120V121H143ZM174 120V121H173ZM230 120V119H229ZM2 121V120H1ZM32 121V119L30 120ZM29 121V122H30ZM170 121V122H168ZM22 122V121H21ZM27 122V121H26ZM35 122V121H34ZM51 122V123H49ZM83 122V119H82ZM24 123V122H23ZM28 123V122H27ZM168 123V124H167ZM7 124V123H6ZM26 124V123H25ZM24 124V125H25ZM37 124V125H38ZM74 124V123H73ZM162 124L166 125V127L164 128L162 126ZM31 125V124H30ZM69 125H71L69 123ZM127 125V129L125 132V135H127V137H124L122 135H120V130H122L121 128L123 126ZM23 126V125H22ZM28 126V125H27ZM26 125L24 126L25 129L24 131H26ZM67 127L66 133H61L62 132V128ZM14 127V126H13ZM18 127V126H17ZM20 127V126H19ZM18 127V128H19ZM74 129H72V128ZM31 128V127H29ZM38 128V126L36 127ZM35 128V129H36ZM70 128L72 130H70ZM91 128V129H92ZM101 128V127H100ZM125 128V127H124ZM123 128V130H124ZM135 128V127H134ZM193 128V129H192ZM261 128V127H260ZM6 129V128H5ZM16 129V128H15ZM33 129V128H32ZM43 129V130H42ZM90 129V130H91ZM102 129V128H101ZM116 129V130H114ZM191 129V131H190ZM4 130V129H3ZM23 130V129H22ZM28 130V129H27ZM19 131V129H18ZM34 131V130H33ZM38 131V129H37ZM100 131H103L100 130ZM187 131V132H186ZM21 132V130H20ZM30 132V131H28ZM104 132V131H103ZM8 133V132H7ZM17 133V132H15ZM14 133V134H15ZM23 133V131H22ZM114 133H117V135L115 136ZM140 133V135H139ZM190 133V135H188L186 138L182 137V141L178 144L174 143L173 139L177 138L178 136L184 135ZM21 134V133H19ZM25 134V133H24ZM27 134V133H26ZM35 134V133H34ZM33 134V135H34ZM39 134V132H38ZM59 134V136H58ZM131 134V135H130ZM13 135V134H12ZM30 135V134H29ZM37 135V134H35ZM43 135V134H41ZM48 135H50L48 137ZM92 135V136H91ZM102 135V134H101ZM108 135H114V138H111ZM14 136V135H13ZM249 136V135H248ZM15 137V136H14ZM21 137V135H20ZM23 137V136H22ZM21 137V138H22ZM30 137V136H29ZM41 137V136H39ZM255 137L257 138L258 141L263 142L264 141V126L261 130L260 133H258L257 135L255 134H250V137L246 140L247 143L249 142H253V140L255 139ZM17 138V137H15ZM35 138V136H34ZM236 138H242L240 136H236ZM14 139V138H13ZM171 139V140H170ZM7 140V139H6ZM18 140V139H17ZM20 140V139H19ZM37 140V139H35ZM221 140V139H220ZM24 141V139H23ZM34 141V140H33ZM32 141V142H33ZM54 141V140H53ZM116 141V142H115ZM4 142V141H3ZM46 142V143H47ZM204 142V141H203ZM25 143V142H24ZM107 143V144H106ZM4 144V143H3ZM22 144V143H21ZM20 144V146H21ZM28 144V143H27ZM33 144V143H32ZM48 144V143H47ZM52 144V143H51ZM50 144V145H51ZM204 144V143H203ZM23 145V144H22ZM121 145V147H122ZM210 140H207L205 142V148H207V146H210ZM4 146V145H3ZM32 146V145H31ZM34 147V146H33ZM49 147V146H48ZM53 147V146H52ZM115 147V146H113ZM18 148V147H17ZM54 148V147H53ZM103 148V149H102ZM108 148V149H107ZM112 148V147H111ZM117 148V147H116ZM244 148V147H243ZM242 148V149H243ZM249 148V147H248ZM35 149V148H34ZM51 149V148H50ZM124 149V148H123ZM246 149V148H245ZM251 149V148H250ZM257 149V148H256ZM259 149H261V151H264V146L259 147ZM13 150L15 149H11L9 151V155H12ZM30 150V149H29ZM41 150V149H40ZM115 150V149H114ZM4 151V149H3ZM16 151V150H15ZM46 151V149H45ZM51 151V150H50ZM55 151V150H53ZM67 151V152H66ZM96 151V152H97ZM186 151V153L184 154V152ZM216 151V150H214ZM8 152V151H7ZM39 152V151H38ZM111 151H109L110 154ZM116 152V151H115ZM16 153V152H15ZM14 153V155H15ZM36 153V152H35ZM102 153V152H101ZM100 153V154H101ZM107 153V152H106ZM261 153V152H260ZM0 154H2V156H4V152L0 151ZM47 154V153H46ZM52 154V151H51ZM100 154L98 156H100ZM103 154V153H102ZM101 154V155H102ZM108 154V155H109ZM112 154V153H111ZM110 154V155H111ZM255 154V153H254ZM6 155V154H5ZM109 155V156H110ZM51 156V155H50ZM97 156V155H96ZM95 156V158H96ZM106 156V154H105ZM204 156V155H203ZM208 157L207 159L209 160L210 158H212V156L210 154L207 153V155L205 154V157ZM262 156V155H260ZM264 156V155H263ZM13 157V156H12ZM26 157V156H25ZM38 157V156H37ZM49 157V156H48ZM52 157V156H51ZM74 157V158H73ZM94 157V155H93ZM235 159V161H238L239 157L238 155L233 156ZM255 157V156H254ZM259 157V156H258ZM42 158V157H41ZM47 158V157H46ZM56 158V157H55ZM54 158V159H55ZM137 158V159H138ZM202 158V157H201ZM5 160V158H3ZM101 161L103 158H100ZM99 159V160H100ZM178 159V160H177ZM223 156L220 155L218 156V161L221 160L224 162ZM232 159V160H233ZM10 160V159H9ZM14 160V159H13ZM17 160V159H16ZM27 160V158H26ZM34 160V159H33ZM36 160V158H35ZM104 160V159H103ZM264 160V159H263ZM51 161V160H50ZM49 161V163H50ZM101 161L99 162L101 164ZM256 161V160H255ZM31 162V160H30ZM53 159L51 161V163L53 164ZM98 162V161H97ZM195 162V161H194ZM207 162V161H206ZM210 162V161H208ZM223 162H220L221 164ZM7 163V162H6ZM14 163V161L12 162ZM46 163V162H45ZM78 163L80 167H83L81 170V172H79L80 170H75L77 173L79 172L80 177H75L77 179H74L71 181V179H73L72 177L69 179V170L70 168L75 164ZM139 163V162H137ZM211 163V162H210ZM219 163V164H220ZM225 163V162H224ZM42 164V163H41ZM134 164H136L135 161H129L128 162V167L131 168V166H133ZM220 164V165H221ZM226 164V163H225ZM254 164V163H253ZM3 165V164H1ZM11 165V164H10ZM43 165V164H42ZM50 165V164H49ZM212 165V164H211ZM255 165V164H254ZM259 165V164H258ZM20 166V165H19ZM46 166V164H45ZM98 166V165H97ZM195 166V165H194ZM216 166V165H214ZM239 166V165H238ZM21 167V166H20ZM246 167V166H245ZM15 168V167H14ZM97 168V167H96ZM95 168V170H97ZM254 168V167H252ZM256 168V167H255ZM2 169V168H1ZM0 169V170H1ZM12 169V168H11ZM150 169V168H149ZM223 169V167H222ZM228 169V168H227ZM48 170V169H47ZM46 170V171H47ZM135 170V169H134ZM152 170V171H153ZM239 170V169H238ZM237 170V171H238ZM246 170V169H244ZM243 170V171H244ZM252 170V169H251ZM3 171V170H2ZM68 171V172H67ZM89 173H88V172ZM133 171V170H132ZM221 171V170H220ZM38 172V171H37ZM50 172V171H49ZM91 172L93 174H91ZM142 172H144V176H142ZM222 172V171H221ZM236 172V171H235ZM247 172V171H246ZM258 172L257 171V176H258ZM18 173V172H17ZM20 173V172H19ZM134 173V172H133ZM250 173V170H249ZM254 173V172H253ZM1 174V172H0ZM3 174V173H2ZM39 174V173H38ZM123 174H132L128 171H123ZM230 174V173H229ZM243 174V173H242ZM247 174V173H244ZM252 174V173H251ZM250 174V175H251ZM72 175V174H71ZM88 175V176H87ZM220 175V174H219ZM234 175V174H233ZM237 175V174H236ZM241 175V174H240ZM239 175V176H240ZM254 175V174H253ZM13 176V175H12ZM36 176V175H35ZM73 176V175H72ZM79 176V175H77ZM97 176V177H96ZM154 176H158L161 179L162 183L167 184L168 186L174 187L175 191H176V200L174 201H170L168 199H163L165 196L167 195H162V191L159 190L157 184L152 186V182H153V178ZM176 176V177H174ZM238 176V177H239ZM248 176V175H247ZM10 177V176H8ZM7 177V178H8ZM244 177V176H243ZM59 180V183L57 184V186L55 187L53 185L54 180ZM231 178V177H230ZM229 178V179H230ZM246 178V177H245ZM251 178V177H250ZM256 178V177H254ZM95 179V180H94ZM217 179V178H216ZM234 182H235V178ZM232 179V180H233ZM240 179V178H239ZM244 178H242L241 180H243ZM252 179V178H251ZM8 180V179H7ZM123 180H125V177L123 179H121L122 182ZM129 180V179H128ZM231 180V179H230ZM238 180V178H237ZM246 180V179H245ZM249 180V179H248ZM259 180V179H258ZM4 181V180H3ZM227 181H229L227 179ZM240 181V180H239ZM237 181V182H239ZM244 181V180H243ZM257 181V180H256ZM126 182V181H125ZM236 182V183H237ZM242 182V181H241ZM148 183V182H147ZM210 183V187H208V191L205 190L206 185L205 184H209ZM231 183V182H230ZM247 183V180L246 182ZM243 183V184H244ZM260 183V182H259ZM56 184V183H55ZM226 186L227 184H229L228 182L225 183ZM234 185V183H232ZM229 184V185H232ZM241 184V183H240ZM264 184V183H263ZM6 185V184H5ZM53 185V186H52ZM81 185V186H82ZM203 185H205V187H203ZM246 185V184H245ZM262 185V184H261ZM79 186V185H78ZM77 186V187H78ZM137 186V190L134 189V187ZM238 186V185H237ZM241 186V185H240ZM239 186V187H240ZM92 187V186H91ZM165 187V186H164ZM199 187V188H198ZM201 187V188H200ZM236 187V186H235ZM244 188V186H242ZM55 188V189H54ZM84 188V187H83ZM89 188V187H88ZM162 188V187H161ZM167 188V187H165ZM186 188V189H185ZM224 188V187H223ZM9 189V188H8ZM96 189V188H95ZM99 189V190H100ZM173 189V188H172ZM240 189V188H238ZM237 189V190H238ZM195 191L196 195H198L199 197H194L195 199H192L193 197L190 198V196H188V192L190 191ZM3 191V190H2ZM17 191V190H16ZM85 191V189H84ZM174 191V192H175ZM11 192V191H10ZM87 192V191H86ZM110 192V191H109ZM111 192V193H112ZM235 193V191H232V193ZM50 193V192H49ZM52 194L54 193L55 195V191L51 192ZM107 193V192H106ZM194 193V192H193ZM25 194V193H24ZM57 194V193H56ZM21 195V194H20ZM43 195H45L43 193ZM53 195V196H54ZM99 195V192L97 191V193H95V191L89 189L88 190V194H86L85 198L88 197V201L86 202V208L83 210L84 212L83 215H78L77 219L72 218V226L76 227L75 231L74 229H71L67 226H60V232L62 231L60 236H57L54 240L55 241H50L47 240L46 243H40L39 244V248L38 251L36 252V254H33L32 256H30L28 259V261H35L36 260H40L42 262V264H49V261L51 260L50 256L51 253H53V251L63 248L64 246H69V248L72 249V246H76L77 247V252L76 254H73L71 256V258L68 257V260L70 263L72 264H94L92 261V258H90V254L88 253V243H90V237H93L96 241L98 239L101 240L102 237H100V233H101V229L102 227H100V229H95V228H90L87 230L89 232H83L82 228L84 225L82 224L83 221L81 222L80 219H82L81 217H87L86 214H91L92 217L95 216L96 214V206H97V196ZM108 195V194H107ZM236 195V194H235ZM238 195V194H237ZM240 195V194H239ZM238 195V196H239ZM24 196V195H22ZM20 196V197H22ZM51 196V195H48ZM127 196H130L129 199L131 197H133V199L129 200L126 199ZM241 196V195H240ZM16 197V196H15ZM25 197V196H24ZM44 197V196H42ZM46 197V195H45ZM161 197V198H160ZM13 198V195H12ZM11 198V200H12ZM17 198V197H16ZM30 198V197H28ZM54 198V197H53ZM150 198H153V200L151 199V201H149ZM167 198V197H165ZM198 198V199H196ZM19 199V198H18ZM39 199V198H37ZM48 199V198H47ZM15 200V199H14ZM31 200V199H30ZM35 200V199H34ZM42 200V199H41ZM128 200V201H127ZM184 200L186 202H184ZM19 201V200H17ZM108 201V200H107ZM22 202V201H21ZM37 202V201H36ZM43 202V200H42ZM41 202V203H42ZM47 202V201H46ZM45 202V203H46ZM73 202V201H72ZM120 202V201H119ZM243 202V200H242ZM8 203V202H7ZM19 203V202H17ZM25 203V202H23ZM41 203L40 206H41ZM44 203V202H43ZM42 203V205H43ZM52 203V202H51ZM16 204V203H15ZM21 204V203H19ZM31 204V203H30ZM39 204H38V208L39 209ZM74 204V203H73ZM72 204V205H73ZM128 208L124 211L121 212L122 214H120V210L122 207H124L125 205H128ZM172 204V205H171ZM244 204V203H242ZM246 204V202H245ZM249 204V203H248ZM10 205V204H9ZM17 205V204H16ZM25 206V204H23ZM35 205V204H34ZM37 205V204H36ZM35 205V206H36ZM76 204H74L73 206H75ZM210 205V206H209ZM12 206V205H11ZM22 206V205H21ZM23 206V207H24ZM27 206V203H26ZM30 206V205H28ZM32 206V205H31ZM48 206V205H47ZM222 207L224 205H221ZM219 206V207H221ZM95 207V208H94ZM250 207V205H249ZM5 208V207H3ZM10 208V207H9ZM14 208V207H13ZM33 208V206H32ZM211 208V207H210ZM224 208L223 212L226 210ZM244 208V207H243ZM2 209V208H1ZM12 209V208H10ZM19 209V208H18ZM21 209V208H20ZM24 209H26L24 207ZM36 208H33V210ZM45 209V208H44ZM43 209V210H44ZM194 209V210H195ZM212 209V208H211ZM210 209V210H211ZM4 210V209H3ZM15 210V209H14ZM27 210V209H26ZM42 210V211H43ZM108 210V209H107ZM204 210L206 211V209L204 208ZM209 210V211H210ZM9 211V209H8ZM22 211V210H21ZM28 211V210H27ZM212 211V210H211ZM217 211L216 210H213ZM220 209H218V213L219 214ZM239 211V210H238ZM59 212H61V214H59ZM113 212H117V214L112 215ZM163 212V213H162ZM220 212V214H225V212ZM264 212V210H263ZM15 213V212H14ZM59 215L58 217H62L64 215V211L63 210H59L57 212ZM81 213V212H80ZM212 213V212H211ZM211 213H208L209 215ZM236 214L238 212H235ZM3 214V213H2ZM9 214V213H8ZM47 214V213H46ZM233 214V212L231 213ZM263 214V213H262ZM7 215V214H6ZM14 215V214H13ZM27 215V214H26ZM32 215V214H31ZM53 215V214H52ZM56 217V214H54ZM176 215V214H175ZM194 215V216H193ZM185 214L184 212L181 213L180 215H176L175 218H177V221L179 222V224L181 225V232H179V236L175 237L173 235V237H166V239H162L159 238L158 236L155 237L153 239V246L154 248H157L158 251H156L154 253L155 256L152 257L151 262L149 264H157L163 260H167L170 259L171 261H173L172 259L174 258V256H176V253L180 250V248H182L184 245L189 246L190 245V241L187 239V236L189 235V232L191 231L190 229L192 228H196L201 226V224H207L209 222H214L212 220H210V216H204L203 214H197V216H195V214ZM213 215V214H212ZM228 215V213H227ZM1 216V215H0ZM23 216V215H22ZM25 216V215H24ZM224 216V215H223ZM234 216V215H233ZM12 217V216H11ZM11 217H9V219H11ZM19 217V216H18ZM36 217V216H35ZM40 217V216H39ZM42 217V216H41ZM111 217H114L113 219ZM172 217V216H171ZM218 215L214 216L213 219L218 220ZM225 217V216H224ZM227 217V216H226ZM231 217V216H230ZM228 215V218H230ZM260 217V216H259ZM1 218V217H0ZM5 218V217H4ZM47 218L46 216H43V219ZM221 218V217H220ZM233 218V217H232ZM231 218V220H232ZM13 219V218H12ZM91 219V218H88ZM224 219V218H223ZM263 219V218H262ZM2 220V219H1ZM14 220V219H13ZM12 220V221H13ZM29 220V219H28ZM40 220V219H39ZM52 220V219H51ZM94 220V219H93ZM129 220H132L129 222ZM176 220V219H175ZM220 220V219H219ZM10 221V220H9ZM12 221H10L9 223H11ZM92 221V219H91ZM89 222V221H88ZM230 222V221H229ZM2 223V222H1ZM5 223V222H4ZM3 223V225H4ZM8 223V224H9ZM14 223V222H13ZM24 223V222H23ZM216 223V222H214ZM241 223V222H240ZM7 224V225H8ZM12 224V223H11ZM16 223H14L15 225ZM69 224V223H68ZM104 224V223H103ZM220 226V223H218ZM13 225V227H14ZM22 225V224H21ZM212 225V224H211ZM217 225V224H216ZM216 225H214L216 227ZM230 225V224H229ZM16 226V225H15ZM93 226V225H92ZM96 226V225H95ZM102 226V225H101ZM213 226V225H212ZM238 226V225H237ZM3 227V226H2ZM1 227V228H2ZM6 227V226H5ZM12 227V226H11ZM23 227V226H22ZM21 227V228H22ZM99 227V226H98ZM227 227V226H226ZM19 228V227H18ZM88 228V226L86 227ZM10 229V228H7ZM12 229V228H11ZM24 229V228H23ZM107 229V228H106ZM201 229V228H200ZM209 229V228H208ZM236 229V227H235ZM3 230V229H2ZM86 231V229H84ZM103 230V229H102ZM190 230V231H189ZM193 230V229H192ZM212 230V229H211ZM5 231V230H4ZM143 231V230H142ZM241 231V230H240ZM20 232V230H19ZM59 232V233H60ZM106 232V231H103ZM211 232V231H210ZM238 232V231H237ZM174 233V232H173ZM176 233V231H175ZM11 234V233H10ZM17 234V233H16ZM21 234V233H18ZM116 234V232H115ZM172 234V233H171ZM213 234V233H212ZM2 235V234H1ZM83 235H87V239H85L83 237ZM170 235V233L168 234ZM209 235V234H208ZM7 236V235H6ZM14 236V235H13ZM20 236V235H19ZM18 236V237H19ZM112 236V235H111ZM166 236V235H165ZM1 237V236H0ZM5 237V236H4ZM10 237V236H9ZM2 238V237H1ZM7 238V237H6ZM5 238V239H6ZM11 238V237H10ZM14 238V237H13ZM127 238V237H126ZM164 238V237H163ZM247 238V237H246ZM12 239V238H11ZM10 239V240H11ZM19 239V238H18ZM9 240V238L7 239ZM94 240V241H95ZM127 240V239H126ZM13 241V240H12ZM15 241V239H14ZM18 241V240H16ZM99 241V240H98ZM234 241V239H233ZM244 241V240H243ZM7 242V241H6ZM5 242V244H6ZM9 242V241H8ZM197 242V241H196ZM14 243V242H13ZM21 243V242H20ZM103 243H105V247L101 248L102 245H100L101 247H97V254L102 252V249H104L106 251V247H108V245H111L110 240L106 239L104 237L103 239ZM126 241L123 238L120 239H116V244H112L109 248H111L110 250H108V253H104V257L103 261H107L110 258L113 259H117V264H127L124 263L123 257H118L117 254H123V251L119 250V248L125 244ZM206 243V242H205ZM246 243V242H245ZM254 243V242H252ZM242 244V243H241ZM10 245V244H7ZM21 245V244H20ZM163 245V246H162ZM243 245V244H242ZM129 246V245H128ZM213 246V245H212ZM252 246V245H251ZM17 247V246H16ZM165 247V248H164ZM193 247V246H191ZM19 248V247H18ZM66 248V247H65ZM17 249V248H15ZM14 249V250H15ZM108 249V248H107ZM156 249V250H157ZM189 249V248H188ZM12 250V248L10 249ZM65 250V249H64ZM103 250V251H104ZM127 250V248H126ZM165 250V251H163ZM92 251V250H91ZM95 251V250H94ZM193 254H198L200 253L198 251V249L193 248ZM191 251V252H192ZM210 251H213V247H207L206 250H203V253H210ZM10 252V251H9ZM12 252V251H11ZM172 252L173 254L170 256L168 255V253ZM220 252V251H219ZM75 253V251H74ZM95 254V252H91V255ZM2 254V252H1ZM7 254V253H6ZM9 254V253H8ZM54 254V253H53ZM234 254V253H233ZM10 255H12L10 253ZM208 255V254H207ZM226 255V254H225ZM8 256V255H7ZM14 256V255H13ZM16 256V255H15ZM54 256V255H53ZM2 257V256H1ZM12 257V256H10ZM185 257V256H184ZM219 257V256H218ZM193 258V256H192ZM195 258V257H194ZM197 258V257H196ZM200 258V257H199ZM221 258V257H220ZM190 259V258H189ZM6 260V259H4ZM128 260V259H127ZM176 260V259H175ZM193 260V259H192ZM199 260V259H198ZM2 261V260H1ZM20 261V260H19ZM27 261V262H28ZM177 261V260H176ZM222 261V260H220ZM232 261V260H231ZM24 262V259H23ZM27 262L23 263L26 264ZM30 262V263H31ZM108 262V261H107ZM126 262V261H125ZM200 262V260H199ZM19 263V262H18ZM22 263V261H21ZM168 263V262H167ZM171 263V262H170ZM174 263V262H173ZM180 263V262H179ZM196 263V262H195ZM217 263V262H216ZM51 264V263H50ZM213 264V263H212Z\"/></svg>", "mask_w": 264, "mask_h": 264}]
</instances>
